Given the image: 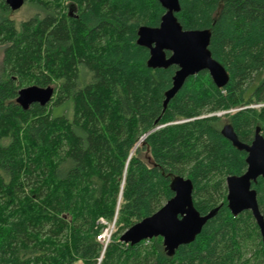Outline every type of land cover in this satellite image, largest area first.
<instances>
[{
	"label": "trees",
	"instance_id": "16d2710c",
	"mask_svg": "<svg viewBox=\"0 0 264 264\" xmlns=\"http://www.w3.org/2000/svg\"><path fill=\"white\" fill-rule=\"evenodd\" d=\"M25 2L32 17L0 21V264H264L251 213L226 204L246 154L220 134L225 117L240 142L264 137V0H179V24L210 31L229 79L219 89L205 71L191 76L165 109L176 67L148 68L136 44L140 26L159 25L157 0ZM29 86L52 87L50 103L23 110ZM179 177L201 216L215 210L195 240L171 256L159 237L121 243ZM252 188L262 209L264 179ZM114 217L104 247L98 220Z\"/></svg>",
	"mask_w": 264,
	"mask_h": 264
},
{
	"label": "water",
	"instance_id": "95a60500",
	"mask_svg": "<svg viewBox=\"0 0 264 264\" xmlns=\"http://www.w3.org/2000/svg\"><path fill=\"white\" fill-rule=\"evenodd\" d=\"M157 1L164 10L159 25L153 28L140 26L136 44L148 50V68L176 67L171 87L164 93L163 109L189 77L202 71L208 73L216 88H223L229 77L223 66L212 58L208 49L210 31L184 30L176 18L180 10L179 0ZM24 2L25 0H5L11 11L20 9ZM53 93L51 87L29 86L18 91L16 102L23 110L33 104L46 106L50 103ZM220 134L236 150L246 154L245 172L240 176H228L225 180L227 208L232 216L244 211L251 213L264 249V204L260 209L256 191L252 188L258 178L264 179V137L257 128L251 142L242 143L230 124L223 125ZM171 190L173 197L152 215L125 230L119 237L121 243L133 246L159 237L167 254L171 256L179 246L195 240L215 210L204 216L195 210L192 203V183L189 179L176 178Z\"/></svg>",
	"mask_w": 264,
	"mask_h": 264
},
{
	"label": "rangeland",
	"instance_id": "374dc122",
	"mask_svg": "<svg viewBox=\"0 0 264 264\" xmlns=\"http://www.w3.org/2000/svg\"><path fill=\"white\" fill-rule=\"evenodd\" d=\"M65 7H66V11L69 12L70 14L75 13V9H74V7L70 1L65 2ZM35 13H36V10L33 9L29 3L24 2V5L16 11L10 10L8 12H4L0 8V21L2 19H11V20H14L17 24H19L20 22L25 21V20L29 19L30 17H32ZM1 58L2 57H1V53H0V77L2 76ZM216 115L219 116L222 114H216ZM222 119H223L222 120L223 123L226 124L228 119L225 117ZM142 156H143V158H146L147 153H144ZM104 221L107 223V226L110 227L112 233H115L117 231L116 226H115V217L111 221H106V220H104ZM101 226H103V225H101ZM103 227H105V226H103ZM121 235H122V233L119 235V237ZM103 246H104V244H103ZM76 264H81V263L77 262Z\"/></svg>",
	"mask_w": 264,
	"mask_h": 264
},
{
	"label": "built area",
	"instance_id": "2783aa9c",
	"mask_svg": "<svg viewBox=\"0 0 264 264\" xmlns=\"http://www.w3.org/2000/svg\"><path fill=\"white\" fill-rule=\"evenodd\" d=\"M98 223L100 225L105 226V227L103 228L101 233L98 236H96V239L100 243L104 244V246H106L108 244V242L110 241L112 231H111L110 227L107 226V223L103 219H99Z\"/></svg>",
	"mask_w": 264,
	"mask_h": 264
}]
</instances>
